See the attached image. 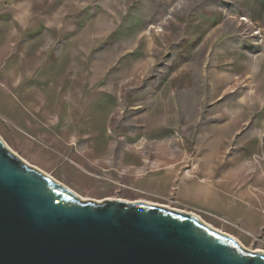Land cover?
Listing matches in <instances>:
<instances>
[{"label":"rangeland","instance_id":"1","mask_svg":"<svg viewBox=\"0 0 264 264\" xmlns=\"http://www.w3.org/2000/svg\"><path fill=\"white\" fill-rule=\"evenodd\" d=\"M0 138L264 252V0H0Z\"/></svg>","mask_w":264,"mask_h":264},{"label":"water","instance_id":"2","mask_svg":"<svg viewBox=\"0 0 264 264\" xmlns=\"http://www.w3.org/2000/svg\"><path fill=\"white\" fill-rule=\"evenodd\" d=\"M0 264H264V252L189 212L83 199L0 138Z\"/></svg>","mask_w":264,"mask_h":264}]
</instances>
